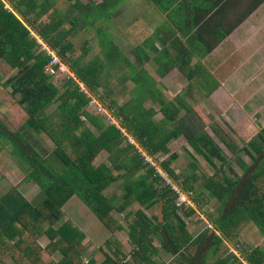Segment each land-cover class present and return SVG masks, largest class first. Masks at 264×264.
Returning a JSON list of instances; mask_svg holds the SVG:
<instances>
[{"label": "trees", "instance_id": "1", "mask_svg": "<svg viewBox=\"0 0 264 264\" xmlns=\"http://www.w3.org/2000/svg\"><path fill=\"white\" fill-rule=\"evenodd\" d=\"M53 5L51 0H0V61L17 69L4 86L26 113L25 123L15 131L0 118V141L9 144L13 155L20 159L27 172L24 181L37 184L43 194L35 203L18 188H12L0 198V264L9 260L15 264H85L90 243L83 242L85 234L73 221L66 220L64 211L75 195L112 233L123 229L114 211L121 213L133 204L140 206L128 216L131 252L121 255L117 251L116 258L107 256L103 264H158L152 259L158 251L155 237L162 240L167 251L189 258L192 264H208L211 259L212 264H264V249L245 251L238 245V238L250 222H255L264 235L260 179L255 176L243 185L241 179L228 178L224 172L225 154L205 133L189 140L210 163H221L217 171L223 174L222 179L205 176L204 182L197 184L196 163L180 177L172 167L177 154L161 161L169 153L170 141L180 135L177 129L167 128L171 107L162 106L166 119L157 122L152 110L130 102L119 106L110 90L102 93L103 65L99 58L87 64L71 58V29L64 27L56 12L50 13ZM45 16L50 20H43ZM32 31L57 51L75 77L68 76L61 86L56 84L55 77L45 71L51 58L40 48ZM82 82L101 104L107 103L121 125L112 124L107 114L88 110L90 97L81 89ZM25 128L45 133L55 147L38 150ZM131 134L148 153L130 141ZM103 151L109 154L111 163L95 165ZM147 156L154 157L182 185L193 205L179 201L182 192L167 181L158 164L147 161ZM121 179L120 203L116 205V196H108L105 191ZM208 197L219 201L215 212L207 209ZM157 203L162 204L161 219L148 216L141 208L149 209ZM198 214L204 215L213 228H204L194 236L188 225ZM43 236L49 239L44 247L39 242ZM226 241L234 243L242 255L230 248L219 255ZM56 253L61 254L59 260L54 258ZM127 257L129 260L123 262Z\"/></svg>", "mask_w": 264, "mask_h": 264}, {"label": "crops", "instance_id": "2", "mask_svg": "<svg viewBox=\"0 0 264 264\" xmlns=\"http://www.w3.org/2000/svg\"><path fill=\"white\" fill-rule=\"evenodd\" d=\"M61 1L67 3V10L59 9L57 12L55 7ZM52 2V11L63 20L68 27L66 29H71L69 39L72 43L77 27L83 29L84 19L90 16L92 9L104 8L105 14L114 9L99 23H86L94 30L89 28L87 40L91 45L88 44L85 50L92 48V57L99 58L103 65L101 72H118L116 97L113 98L112 94L111 97L119 106L128 102L141 105L155 113L153 120L157 122L166 119L162 106L171 107L167 128L177 129L180 135L170 141L169 153L162 159L177 154L172 167L180 177L188 172L193 158L198 168L197 184L204 182L205 176L222 179L223 174L217 171L221 163H210L189 140L205 133L226 156V176L232 180L241 179L243 185L257 176L264 192V0ZM71 5L82 7L86 13L81 12L79 18ZM87 40L85 42L89 43ZM105 90L108 92L109 88L105 86ZM104 104L106 108L108 105ZM107 111L109 117L111 114L118 119L114 112ZM185 161L188 165L180 172L178 163ZM94 164L99 165L100 162ZM121 185L120 181L113 183L107 188L106 195L116 196L118 201ZM22 194L30 200L28 193ZM207 200H210L209 204L218 201L216 197H208ZM83 203L75 195L65 204L64 211L66 213L65 209L70 208L72 214L82 212L85 215L88 210ZM139 208L138 204H133L118 215L114 213L123 226L115 233L107 228L106 233L102 232L94 222H91L95 230L92 231L86 227L87 224L80 226L73 221L85 234L83 242L90 243L86 256L99 262L102 254L105 255L104 244L108 243L114 247V251L109 252L114 258V252L121 251L119 254L122 255L133 248L129 239L128 216ZM141 208L148 216L162 217L161 203L149 209ZM66 220H71L67 213ZM197 221L194 218L189 220L188 229L192 224L197 226L200 220ZM96 232L98 236L93 239L92 234ZM250 232L257 234L248 246L264 249V235L255 222H250L243 230L245 235ZM42 238L47 240L39 241L44 247L49 239L47 236ZM154 243L158 251L152 259L158 264H169L175 258L183 257L167 251L160 238L155 237ZM54 258L59 260L61 254L56 253ZM7 264L15 263L9 260Z\"/></svg>", "mask_w": 264, "mask_h": 264}, {"label": "rangeland", "instance_id": "3", "mask_svg": "<svg viewBox=\"0 0 264 264\" xmlns=\"http://www.w3.org/2000/svg\"><path fill=\"white\" fill-rule=\"evenodd\" d=\"M43 0H40V2L42 3ZM53 0H51L52 2ZM53 3V2H52ZM56 5V4H55ZM57 12H59V9H62V11L67 10V3H65L64 1L60 2L59 4H57V6L55 7ZM71 8L75 10V14L77 16H79V14L82 13H86V11L80 7V8H76L74 5H71ZM116 8H118V6H116ZM87 9V12L89 13V11L91 10ZM106 10L103 9H92L90 12V16L87 19H84V22L86 23H90L93 24L95 22L98 21V23L104 19L105 17L109 16V13L111 11H114V9H112L109 13L105 14ZM109 11V10H108ZM107 11V12H108ZM52 9L50 11V13H52ZM80 18V16H79ZM45 21H49L50 18L48 16H45L44 19ZM44 21V22H45ZM83 22V23H84ZM83 26V29L78 28L76 29L77 31V35L75 37V39H73V44H74V50L70 52V56L73 59H79L83 64H87L94 56V51H92L91 47H88V50L86 51L85 48L88 46V44L91 45L90 41L87 40L88 38V33H90L89 28L93 27L92 25H88L86 24ZM64 27L66 28L67 26L64 24ZM68 28V27H67ZM91 30H94L90 28ZM93 33V31L91 32ZM93 36V35H92ZM88 41L89 43L85 42ZM97 42V40H95ZM41 48V47H40ZM93 56V57H92ZM92 57V58H91ZM108 60V59H107ZM104 60V61H107ZM17 72V69H13L10 67V65L8 63H6V61H0V118L5 121L7 123V125L9 126V128L12 131L15 130H19L21 128V126L25 123L26 121V113L18 106V103L16 101V99L14 97H12L10 90L8 88H6L4 86V82L10 78L13 74H15ZM68 77V75H60V76H56L55 77V82L58 86H61V84L63 83V81ZM103 88L101 89L102 93H106L105 90V86H107L109 88V90L111 91L112 97L115 98L116 97V91H117V87H118V72H116L115 70H111V71H104L101 74V78H100ZM118 100V98H117ZM53 109V107L51 108V110ZM98 107L97 105H92L88 107V110L90 112L93 113H100L97 111ZM101 114V113H100ZM110 123V121H109ZM28 128H25L24 130H26ZM21 131H23V129H21ZM122 131H126V129H122ZM31 132V136L30 141L34 144V146L40 150L41 148L47 147L49 150L53 149L55 147L54 143L51 141V139L45 135V133H36L33 132L31 129L27 130V133ZM131 136V135H130ZM3 146L2 151L0 152V198L5 195L6 193H8L12 188H18V190L22 193H28L30 200H32V202L37 203L41 197L43 196L41 189L39 188V186L33 182L30 183H26V181H24V179L26 178L27 172L24 170V166L21 164L20 159H18V157H16L15 155H13L12 150H11V146H9V144L3 143L0 141V147ZM140 147V146H139ZM163 157V156H162ZM161 157V160H163ZM109 155L107 152H102L100 153V155L95 159L94 162H100L101 161H106L111 163L110 160H108ZM191 162L194 163L193 158H191ZM191 163V164H192ZM190 164V165H191ZM179 166H177L178 170L183 171L186 169L187 165H188V161H185L184 163L179 164ZM58 166H61L60 164H58ZM63 167V166H62ZM115 174H118V171H114ZM122 173V172H121ZM163 175L165 177H167V175L163 172ZM136 178V177H135ZM121 184H123L124 179H121ZM106 193V191H105ZM110 194V192H109ZM182 198V195H181ZM180 198V202L182 201ZM115 201H117V198L115 199ZM192 204V202L189 200L188 204ZM118 204V201L116 202V205ZM83 205L86 207L87 213L84 215L82 212H77V214H72L70 211V208L65 209L67 216L70 217V219L72 221H75L78 225H84L87 224L86 227H88L89 230L95 231L92 227V223L94 222L98 225V228L101 229L102 232H107L106 227L104 226V224L98 219V217L83 203ZM193 205V204H192ZM218 205V201H214L213 203H210L207 206V209L210 212H215L216 208ZM114 213L116 215H118L117 211H114ZM194 219L196 220H200V223H197V226L195 225H190L189 229H190V233H192V235H197L199 233L200 230L204 229V228H211V226L209 225V221L207 218H205L204 215L198 214L197 216L194 217ZM197 221V222H198ZM212 225V224H211ZM213 226V225H212ZM257 234V232H256ZM253 232H250L249 234H244L243 232L241 233L240 237L238 239H240L241 241H238L240 246H242L243 250L245 251H249L250 248H253L251 246H248L249 243L252 241V237L254 235H256ZM98 233H94L92 234L93 239L97 238ZM41 242H43V240L47 241L45 238H41L40 239ZM102 241V240H101ZM244 241V243H243ZM254 241V240H253ZM100 242V241H99ZM97 242V243H99ZM232 250V245L230 243H228L226 241V244L221 248V252L219 255H224L225 252L227 250ZM104 252L105 255L102 254V256L99 259V262H94L93 264H103L106 257L107 256H112L109 255V252H113L114 251V247L111 245V243L108 244H104ZM106 250V251H105ZM131 249H127L126 252L128 253ZM115 253V252H114ZM238 255H240L239 251L236 252ZM114 256V255H113ZM85 258L90 259V257L86 256ZM91 260V259H90ZM104 260V261H103ZM92 261V260H91ZM213 260L209 261L208 264H212ZM134 263V262H132ZM137 264V263H135ZM169 264H192L190 263L189 259L186 260L184 259V257H179V260H177V258H175L174 260L170 261ZM248 264V263H247Z\"/></svg>", "mask_w": 264, "mask_h": 264}, {"label": "built area", "instance_id": "4", "mask_svg": "<svg viewBox=\"0 0 264 264\" xmlns=\"http://www.w3.org/2000/svg\"><path fill=\"white\" fill-rule=\"evenodd\" d=\"M32 36L36 38L37 43L41 46V49L44 50L48 56H50V61L49 63L46 65L45 67V71L47 74L51 75V76H60V75H68V76H72L75 77L74 73L71 71L70 66L68 65V63H66L61 57L60 55L57 53L56 50H54L50 45H48L37 33H35L34 31H32ZM81 84V89L90 97V103L89 106L92 105H97L98 109L97 111L100 112L101 111V106H100V101L99 99L94 96L92 93H90V91L86 88V86L83 83ZM125 132V131H124ZM130 141L132 143H136L132 137H130ZM147 161H150V157L147 156L146 157ZM162 172V170H161ZM163 173V172H162ZM165 177V176H164ZM168 182H172L168 176L166 177ZM174 188L176 190H178L179 192L181 191L180 188L175 185ZM182 198H181V202H187L189 201L188 197L186 195H184L183 193H181ZM209 225L211 226V228H213V226L211 225V223H209ZM233 252H237V250L235 248H231ZM129 258L127 257V259L123 260V262L128 261ZM84 262L85 264H92L91 260L88 258H84ZM122 262V263H123Z\"/></svg>", "mask_w": 264, "mask_h": 264}, {"label": "water", "instance_id": "5", "mask_svg": "<svg viewBox=\"0 0 264 264\" xmlns=\"http://www.w3.org/2000/svg\"><path fill=\"white\" fill-rule=\"evenodd\" d=\"M70 66V65H69ZM70 69L72 70V68H71V66H70ZM74 74H75V76H76V73L75 72H73ZM86 87H88L84 82H82ZM131 137L133 138V140L135 141V142H137V144H138V141H137V138H136V136L134 135V134H131ZM139 146H141V144L139 143ZM142 147V146H141ZM145 151H146V153H148V151L144 148V147H142ZM157 164H158V166L161 168V170H162V172H164L167 176H168V178H170V180L173 182V183H175L179 188H180V190H181V192L184 194V195H186L187 197H188V199L190 200L191 199V195L188 193V192H186L185 190H184V188L182 187V185H178V183L174 180V178H172L164 169H163V167H162V165H161V163L160 162H158L157 161ZM231 245H232V247L233 248H235L236 249V246H235V244L234 243H231ZM238 251V250H237ZM240 253V252H239ZM240 255H242V253H240Z\"/></svg>", "mask_w": 264, "mask_h": 264}, {"label": "bare ground", "instance_id": "6", "mask_svg": "<svg viewBox=\"0 0 264 264\" xmlns=\"http://www.w3.org/2000/svg\"><path fill=\"white\" fill-rule=\"evenodd\" d=\"M100 101V100H99ZM104 104V103H103ZM105 106H107L106 104H104ZM100 106H101V111H100V113H108V111H107V109L110 111V112H112L113 113V111L107 106L106 108L102 105V104H100ZM110 114V113H109ZM110 120H111V123L112 124H115V125H121L120 124V120L119 119H117V118H114L111 114H110ZM138 145H139V143H138ZM151 159H150V162H152L153 164H157V162L155 161V159H154V157H150Z\"/></svg>", "mask_w": 264, "mask_h": 264}]
</instances>
